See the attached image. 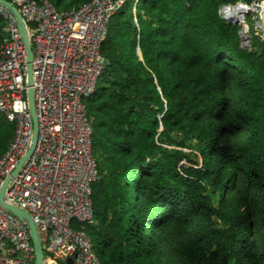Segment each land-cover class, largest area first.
<instances>
[{"label":"trees","instance_id":"1","mask_svg":"<svg viewBox=\"0 0 264 264\" xmlns=\"http://www.w3.org/2000/svg\"><path fill=\"white\" fill-rule=\"evenodd\" d=\"M239 1L126 0L110 18L84 100L93 222L72 223L102 264H264V40L223 18ZM14 133L0 113V157Z\"/></svg>","mask_w":264,"mask_h":264},{"label":"built area","instance_id":"2","mask_svg":"<svg viewBox=\"0 0 264 264\" xmlns=\"http://www.w3.org/2000/svg\"><path fill=\"white\" fill-rule=\"evenodd\" d=\"M21 15L32 46V90L38 123L36 147L5 190L6 201L32 219L44 264H102L91 238L72 223H92L91 184L99 179L92 153V127L84 100L96 89L106 62L101 46L110 18L126 0H90L58 12L47 0H5ZM240 34L264 40V0L244 5ZM223 8L221 12L229 13ZM223 16V15H222ZM7 39L0 45V113L15 124L14 138L0 157V189L27 153L32 119L26 85V47L17 20L0 5ZM224 17H227L224 15ZM25 223L0 205V264H34Z\"/></svg>","mask_w":264,"mask_h":264},{"label":"water","instance_id":"3","mask_svg":"<svg viewBox=\"0 0 264 264\" xmlns=\"http://www.w3.org/2000/svg\"><path fill=\"white\" fill-rule=\"evenodd\" d=\"M0 5L7 8L13 14V16L16 18L20 37H21V39L24 42L25 47H26V56H27V60H26V85H27L26 95H27V100H28V109H29V113H30L31 119H32L31 145H30L27 153L19 160L18 164L16 165V167L12 171V173L7 178L4 179L2 186H1V189H0V205L3 209L12 213L20 221H22L23 223L26 224V226L28 227V230H29V236H30V239L32 242V246L34 248V253H35L34 264H44V261H43L44 255H43L42 245L40 243L36 228L32 222L30 215L28 213H26L25 211L13 206V205H10L6 201V196H5V190L7 188L8 182L19 173L22 165L33 154V151H34V149L36 147V143H37L38 123H37V117H36L35 108H34V99H33V90H32L33 80H32L31 62H32L33 52H32V46L30 44L28 30L26 28V25H25L21 15L19 14L17 9L11 3H9L8 1H5V0H0ZM244 5H245V1L240 0L237 4H235L233 6L230 5V6L223 7L226 9H232L233 10V15H231L228 18V17H224V15L222 14L223 18L226 19L228 22L240 25L242 23L243 13H245V9L242 12H240V11L236 10V8L238 6H244ZM67 264H72V259H68Z\"/></svg>","mask_w":264,"mask_h":264},{"label":"bare ground","instance_id":"4","mask_svg":"<svg viewBox=\"0 0 264 264\" xmlns=\"http://www.w3.org/2000/svg\"><path fill=\"white\" fill-rule=\"evenodd\" d=\"M244 9H245L244 6H238V7L236 8V10H238V11H240V12H242ZM222 14L225 15V16H227V17L229 18L231 15H233V10L230 9V10H229V13H227V14L223 11Z\"/></svg>","mask_w":264,"mask_h":264},{"label":"rangeland","instance_id":"5","mask_svg":"<svg viewBox=\"0 0 264 264\" xmlns=\"http://www.w3.org/2000/svg\"><path fill=\"white\" fill-rule=\"evenodd\" d=\"M249 26H250V28H254L252 22L249 23ZM241 29H242V26L240 24V32H241ZM243 44H244V46H247L249 44V42H243Z\"/></svg>","mask_w":264,"mask_h":264}]
</instances>
